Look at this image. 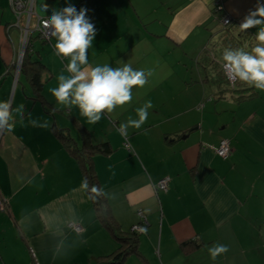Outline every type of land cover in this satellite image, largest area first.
<instances>
[{
    "label": "crops",
    "instance_id": "crops-1",
    "mask_svg": "<svg viewBox=\"0 0 264 264\" xmlns=\"http://www.w3.org/2000/svg\"><path fill=\"white\" fill-rule=\"evenodd\" d=\"M69 3L87 9L95 25L90 64L127 62L153 74L133 89L131 103L90 125L76 108L53 112L49 89L67 75V61L54 54V39H37L33 49L50 76L46 109L23 74L14 79L20 32L12 26L10 0H0V102L24 105L23 116L13 113V130L0 135V193L8 200L0 213V264H95L118 250L80 190L76 160L55 136L53 127L67 129L81 144L74 119L93 144L113 149L97 155L94 166L121 228L129 232L140 223L138 210L146 215L140 255L124 264H264V92L237 102L219 94L224 87L205 68L207 54L219 59L227 39L231 47L254 45L258 28L243 41L237 29L225 31L221 17L240 25L257 0H36L35 12L48 17ZM149 100L146 123L122 136L119 125L137 118L136 109ZM33 120L47 127H34ZM221 139L231 141L227 159L215 153ZM166 177L168 191H156ZM192 241L202 246L187 254L181 246ZM216 244L229 251L213 261L209 248Z\"/></svg>",
    "mask_w": 264,
    "mask_h": 264
},
{
    "label": "clouds",
    "instance_id": "clouds-1",
    "mask_svg": "<svg viewBox=\"0 0 264 264\" xmlns=\"http://www.w3.org/2000/svg\"><path fill=\"white\" fill-rule=\"evenodd\" d=\"M87 9L77 8L68 4L62 9L53 8L51 15L42 21V29L49 39H54V54L61 60L67 61L64 74L56 79L57 86L49 89L55 99L53 112L73 108L79 110L88 124L95 125L105 115L111 116L119 107L131 103L133 89L143 88L152 76L151 70L134 69L131 63H124L122 67H112L109 64L95 65L89 63L88 50L93 46L97 35L95 25L87 18ZM258 28L254 36L255 43L248 50V46L225 48L220 66L226 78L233 83H240L257 91L264 92V3L257 0L255 10L250 11L239 25L240 32H247ZM152 102L146 101L136 109V117L119 125L118 131L126 136L129 128L141 129L146 123ZM23 116L24 105L13 108L12 101L0 102V135L11 132L14 127L13 113ZM34 127H47V122L33 120ZM80 190L88 193L90 199L105 196L103 188L93 185L89 189L87 179L83 180ZM146 232V228H139ZM226 245L216 244L209 248V255L213 261L226 254Z\"/></svg>",
    "mask_w": 264,
    "mask_h": 264
},
{
    "label": "trees",
    "instance_id": "trees-1",
    "mask_svg": "<svg viewBox=\"0 0 264 264\" xmlns=\"http://www.w3.org/2000/svg\"><path fill=\"white\" fill-rule=\"evenodd\" d=\"M218 8L219 6H217V9ZM218 10L222 11L220 8ZM224 17H228V15L224 14L221 17V20H223ZM224 26L225 31L227 30L229 32L232 30L235 31L237 29L238 32H240L238 29L239 24H237L235 22V19L231 17L230 23ZM247 33H239L240 37H243V41L244 37L248 35ZM224 44L228 46V39ZM225 45L222 47L223 50L225 48L231 47H225ZM242 46V44L233 45L231 48ZM207 56L209 57V63L205 67L206 70L214 69L217 76V81L220 83L222 88L224 87L219 93L220 95L228 92L235 98L237 102H242L244 100L253 98L258 94L254 88H249L238 82L231 83L224 75V72L220 66L221 57L217 59L213 55V57L208 54ZM47 73V66L44 64L40 56H36L33 46L29 47L23 59L21 74L26 77L29 85L31 86L35 100L43 105V107H45L46 109H48L49 104L44 97L43 91L44 86L50 77L49 75H47ZM73 123L81 136V144H78L73 139L69 130L67 129L53 127L55 136L59 140L61 146L76 160L82 174V179H87L89 183V189L93 185L101 187V183L94 166V158L97 155H110L113 152V149L111 148L109 143L98 145L93 144L91 142V135L89 133V130L75 119L73 120ZM87 195L89 197L88 193ZM90 200L93 204L96 219L101 223V225L105 227V229L111 234L113 239L119 244V248L116 252H114L110 256L96 259L95 264H124L127 258L131 255H140V234L134 231L126 232L121 228L120 224L113 215L112 208L107 197L101 196ZM201 246L202 244L192 241L182 244L181 247L185 253L189 254L198 250Z\"/></svg>",
    "mask_w": 264,
    "mask_h": 264
},
{
    "label": "built area",
    "instance_id": "built-area-1",
    "mask_svg": "<svg viewBox=\"0 0 264 264\" xmlns=\"http://www.w3.org/2000/svg\"><path fill=\"white\" fill-rule=\"evenodd\" d=\"M36 0H10L12 10L14 12L16 22L12 25L17 27L20 32V46L16 53L13 64L16 66L17 71L21 67L24 52H26L28 46H30L31 39L40 38L43 41H49L50 39L45 35L42 29V21L48 17H41L35 12ZM224 25L230 23V17H224L222 20ZM233 83V82H231ZM217 156L227 159L232 154L231 141L229 139H221L218 147L215 150ZM170 178L166 177L160 180L155 188L156 191L167 192L169 189ZM8 210V200L5 199L0 193V213H4ZM137 215L140 219V223L135 225L132 231L142 234L144 232L139 231V228H145L148 225L146 215L142 210L137 211ZM69 227L74 229L76 232H82V228L79 224L69 223Z\"/></svg>",
    "mask_w": 264,
    "mask_h": 264
},
{
    "label": "rangeland",
    "instance_id": "rangeland-1",
    "mask_svg": "<svg viewBox=\"0 0 264 264\" xmlns=\"http://www.w3.org/2000/svg\"><path fill=\"white\" fill-rule=\"evenodd\" d=\"M16 22V18H15V21H14V23ZM13 24V23H12ZM41 38V37H40ZM40 38H32L31 39V41H29L30 42V46H28V47H31V46H33L32 44H34L33 42L35 41H37V39H40ZM40 40H42V39H40ZM43 41V40H42ZM28 49V48H27ZM27 51V50H26ZM25 54H26V52H24V55H23V59H24V57H25ZM23 59H22V64H23ZM22 64H21V67H19V71H17V68H16V66L12 63V68L14 69V72H13V76H14V79H15V81L19 78V76L21 75V70H22ZM75 224H77V223H75ZM82 228V227H81Z\"/></svg>",
    "mask_w": 264,
    "mask_h": 264
}]
</instances>
